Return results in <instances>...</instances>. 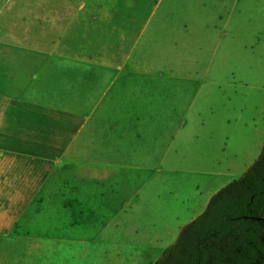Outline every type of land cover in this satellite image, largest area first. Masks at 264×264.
Masks as SVG:
<instances>
[{
  "label": "crops",
  "instance_id": "1",
  "mask_svg": "<svg viewBox=\"0 0 264 264\" xmlns=\"http://www.w3.org/2000/svg\"><path fill=\"white\" fill-rule=\"evenodd\" d=\"M168 1L0 0V90L5 86L23 95L14 107L0 104V161L43 168L0 170V264H153L167 248L155 247L153 254L149 245L107 242L101 248V231L93 239H78L71 230L64 232L59 213L82 198L80 193L66 198L70 178L79 189L85 180L118 176L102 169L111 159L86 154L90 144L77 141L97 113L110 122L119 104L114 86L121 78L129 90L143 92L151 102L148 113L163 117L161 123L170 113L164 98L180 90L175 78L199 79L200 72L184 75L182 69V45L192 23L187 14L170 10ZM61 109L70 124H82L57 151V138L72 131V125L69 131L59 129L53 111ZM226 165L197 180L194 201L200 210L226 182L217 180L236 169L230 160ZM42 208L56 216L44 218ZM46 222L47 231L34 229ZM72 241L77 246L66 245Z\"/></svg>",
  "mask_w": 264,
  "mask_h": 264
},
{
  "label": "rangeland",
  "instance_id": "2",
  "mask_svg": "<svg viewBox=\"0 0 264 264\" xmlns=\"http://www.w3.org/2000/svg\"><path fill=\"white\" fill-rule=\"evenodd\" d=\"M168 4L170 10L187 14L192 23L182 45V69L184 75L200 72L199 79L175 78L180 90L164 98L170 113L161 123L163 117L148 113L151 102L143 92L129 90L121 78L114 86L119 104L110 122L97 113L77 141L90 144L86 154L111 159L102 169L118 176L85 180L87 185L79 189L74 185L77 179L70 178L66 198L75 193L82 198L59 215L64 232L71 230L78 239H93L101 231V248L107 242L149 245L153 254L174 244L182 228L203 211L194 201L200 190L197 180L206 178L208 171L222 170L229 160L236 169L217 180L226 181L220 187L242 177L264 144V0H170ZM22 97L7 92L5 86L0 90L2 107H14ZM64 111H53L55 121L64 131L72 125V131L57 138V151L82 124L81 120L70 124ZM94 124L96 131L90 129ZM7 165L0 161V170H43L41 164L27 162ZM40 211L44 218L56 216L47 208ZM48 225L34 229L47 231Z\"/></svg>",
  "mask_w": 264,
  "mask_h": 264
},
{
  "label": "trees",
  "instance_id": "3",
  "mask_svg": "<svg viewBox=\"0 0 264 264\" xmlns=\"http://www.w3.org/2000/svg\"><path fill=\"white\" fill-rule=\"evenodd\" d=\"M153 264H264V144L246 173L220 188Z\"/></svg>",
  "mask_w": 264,
  "mask_h": 264
}]
</instances>
